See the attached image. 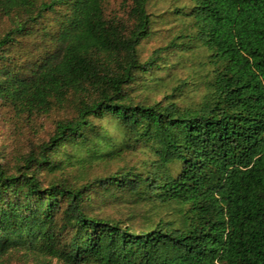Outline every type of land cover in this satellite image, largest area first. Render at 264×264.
Segmentation results:
<instances>
[{
    "label": "trees",
    "instance_id": "16d2710c",
    "mask_svg": "<svg viewBox=\"0 0 264 264\" xmlns=\"http://www.w3.org/2000/svg\"><path fill=\"white\" fill-rule=\"evenodd\" d=\"M106 1L0 0V101L70 107L0 161V258L264 264V0Z\"/></svg>",
    "mask_w": 264,
    "mask_h": 264
},
{
    "label": "rangeland",
    "instance_id": "374dc122",
    "mask_svg": "<svg viewBox=\"0 0 264 264\" xmlns=\"http://www.w3.org/2000/svg\"><path fill=\"white\" fill-rule=\"evenodd\" d=\"M171 0H152L150 9L158 11L165 8ZM122 0H107L106 12L120 13ZM173 23V22H172ZM169 22L167 26L157 25V29L150 38L141 44V56L147 57L151 51L158 45L164 43L167 39L166 28L172 25ZM8 24L6 17H0V32L5 29ZM189 63L187 66L178 65L172 70L170 84H174L177 79L185 78L191 73ZM174 79V80H173ZM167 87L164 86L159 90L148 89L147 86L137 85L134 94L136 98H149L151 100H159L163 98ZM70 107L56 109L45 114L29 115L26 111L20 110L18 106H14L0 101V161L7 165H11L16 157L25 152L29 147L41 140L46 139L53 128L56 119L63 117ZM120 163V162H119ZM118 163V164H119ZM115 167V163L109 165ZM103 168V167H102ZM101 169V168H100ZM100 171V170H99ZM111 215H119L118 210L107 208ZM0 264H65L55 258L37 256L24 250H13L0 258Z\"/></svg>",
    "mask_w": 264,
    "mask_h": 264
}]
</instances>
